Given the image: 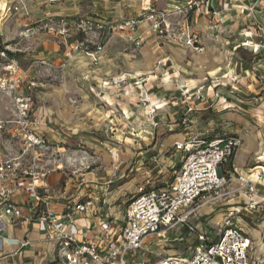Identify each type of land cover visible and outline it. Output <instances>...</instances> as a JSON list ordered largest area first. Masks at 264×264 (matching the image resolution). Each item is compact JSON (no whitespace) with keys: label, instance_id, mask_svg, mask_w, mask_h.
Wrapping results in <instances>:
<instances>
[{"label":"crops","instance_id":"0c3cea01","mask_svg":"<svg viewBox=\"0 0 264 264\" xmlns=\"http://www.w3.org/2000/svg\"><path fill=\"white\" fill-rule=\"evenodd\" d=\"M146 1L153 2V5L159 10L173 11L178 6L185 5L188 0H24L29 12V17L24 19H21V16H24L23 12L18 13L10 9L19 5V1L0 0V30L4 28L5 33H7L6 29L13 22L12 19L19 23L18 32L15 31L16 34L13 39L17 38L20 41L14 44L7 43L11 51L24 53L25 58H30L35 62L34 64L41 62L45 65L43 68H46V71L53 68L54 72L59 75L62 72L72 73V78L76 77L79 82H82V85L77 87L76 92L84 93L87 97L90 94L100 101L97 105L92 100L84 101L83 104L75 102L77 103L75 104L72 100L63 99L62 94L65 90L62 88L58 87V90L49 91L45 84L38 85L40 86V93L37 94L32 113V126L36 133L47 139L48 143V147L39 153L38 165L48 171L43 178V185L48 187L47 193L51 199L50 208L52 212L59 214L67 208L69 200L92 202V210L82 218V223L96 222L99 217L104 215V212L110 210L119 212L120 207L128 199H124L120 194L111 191L109 185L112 182L100 181L99 178L101 177L94 173L93 168V171L90 172L85 169L83 164H77L78 166L74 164L78 158L81 159L82 157L69 156V163L74 167L70 172L64 170V166H62L65 158L63 153L66 152L64 145L75 139L78 121L81 117L78 115L79 111L90 113L91 117L96 116L100 120L114 121L115 118L113 117H117L114 115L116 111L121 110L126 115L128 114V107L130 110L140 107L138 105L131 107L129 103L123 102L124 100H116V96H123L127 90L111 97L112 93L118 92L119 89L106 84V82L114 77L128 76L130 84L134 86L140 82L135 81L134 83L131 80L139 72L141 74L156 72L157 74H151L148 78L150 81L148 83L150 85V107H156L160 114L168 112L172 117H176L179 113L175 120L183 116L188 108L192 107L194 111L191 113V117L195 119L193 124L196 125V128L190 126V130L200 131L206 137H214L220 133L221 128L211 123L202 126L199 117L209 108L220 110L238 106V102L231 100V96H228V93H232L230 91L232 88L234 91L237 88L238 94L254 93L261 99L259 105L246 111L251 117V121L246 119L245 124L249 131L243 134L231 132L240 136L243 143L229 168L228 182L223 189L224 195L209 207L206 206L207 208L201 210L202 212L200 211V217L213 214L215 216L213 219L218 222L227 210L249 200L248 197L243 196V193L241 196L239 195L240 187L243 184L239 179L240 175L256 181L260 194H264V0H244L245 3L255 6V16L246 11L235 0H215L213 8L215 14L213 12L202 15L193 14V29L200 34L201 44L204 47L202 52H196L191 47L177 41L152 35L146 31L150 24L148 21L139 24V33L144 32L143 44L140 47H136L127 40V37L132 33L121 31L116 26L124 20L136 18L141 14ZM84 10L107 13L109 16L105 18V21L115 25L114 32L112 31L110 36L107 35L113 39L108 47L105 44V48L97 56V61L83 52L76 53L74 57L69 55L67 46L48 30L49 26H46L51 12L68 19L94 18L92 16H77ZM110 16L112 17L111 20L108 19ZM255 17L256 20L260 21L259 24L255 22ZM169 18L171 21H176L180 16L171 14ZM31 19H37L41 25L24 29L30 24L28 21H32ZM240 23L243 25L250 24L246 29L250 34L248 44L247 42L235 44L236 40H242L241 36L234 40L227 39L224 35V30L227 27H232V31L236 34L239 33L238 24ZM30 31H32V37L25 36ZM95 33L100 32H91L87 35L90 46L91 44L95 46L97 43H102L94 39ZM240 33H243V30H240ZM74 39H76L75 35L71 40ZM24 40L27 41L28 45H25ZM245 45L251 47L246 52V58L240 54L239 50ZM126 46L133 51L140 50L141 54L132 55L134 57L131 59V54L125 52ZM159 59L161 66H157L155 69ZM17 60L25 70H28L30 75L36 76L32 68L24 67L20 58ZM36 65L38 66V64ZM0 70L1 75L3 69L0 67ZM233 77H237L238 80L233 82ZM132 85L130 86L133 88ZM130 86L125 88L131 89ZM172 88L182 91V95L185 97L194 94L193 99L188 102L181 97V100L171 95L168 98L171 91L169 89ZM197 92H201L203 97L198 98ZM225 95L228 96V99L219 100V96ZM170 103L174 105L181 103L185 109L180 106L179 111H175L174 114L173 112L170 113V110H173L169 109ZM238 107L244 110L241 106ZM14 108L12 98L0 94V117L10 118ZM122 117V119H126L124 116ZM139 121L137 118L129 122L139 124ZM213 122L215 123V121ZM184 137L185 130L177 129L170 137V145L172 146L176 141H182ZM23 144L24 139L21 134L17 135L13 130H5L0 136L2 157L20 155L24 149ZM56 151H60L58 156ZM113 151L115 152L114 155L108 157L109 163L112 160L118 161L121 157L118 151ZM145 152L147 153V151ZM31 153L32 150L30 155H32ZM156 157L160 158L159 166H161V162L164 163L161 168L169 167L173 161L172 156L166 158L161 157V155H155L151 160L153 161ZM81 161L83 163L82 159ZM259 161L263 165L257 168L263 172L261 177H257L255 173L251 174L252 168ZM142 181L144 178L138 183ZM132 183L137 182L134 179ZM12 198L22 208L24 218H8L4 215L3 206L0 204V264H52L58 257V242L48 238L45 221L38 218L25 220V217H31L41 209L36 208V202L21 190H15ZM218 216L220 219L217 220ZM235 222L251 239L250 254L252 259L261 257L264 254V204L248 213L237 215ZM171 240L170 238L156 240L157 245L154 247H159L163 241L166 243ZM174 240L176 239L174 238ZM27 241L28 244L24 245Z\"/></svg>","mask_w":264,"mask_h":264},{"label":"built area","instance_id":"2783aa9c","mask_svg":"<svg viewBox=\"0 0 264 264\" xmlns=\"http://www.w3.org/2000/svg\"><path fill=\"white\" fill-rule=\"evenodd\" d=\"M17 1L19 5L10 9L28 15L24 0ZM214 1L188 0L185 5H180L173 11L159 10L153 2L146 1L141 14L136 18L124 20L116 28L131 32L127 40L140 47L143 44L144 32L139 33V24L148 21L150 24L146 31L152 35L177 41L196 52H202L204 47L200 34L193 29V14L211 12L215 14ZM235 1L246 11L256 15L254 5L247 4L244 0ZM171 14L179 15L180 18L171 21L169 18ZM48 20L46 23V26H49L48 30L55 34L70 52H83L95 61L105 48V43H97L91 47L87 35L96 31H107L109 34L115 28V25L108 21L91 17L68 19L51 13ZM74 35L79 37L71 40ZM7 50L11 51L9 45L0 50V67L3 69L0 75V94L11 97L15 108L10 118L0 117V136L5 130L21 134L24 149L20 155L2 157L3 150L0 147V204L8 218H24L22 208L13 201L14 191L21 190L36 202V208L41 211L31 217H25V220L38 218L45 221L48 238L58 242V257L52 264L263 263L264 254L252 259L251 239L235 222L237 215L248 213L264 204V194H260L256 181L244 180L243 175H240L242 187L245 188V198L248 197L249 200L227 210L217 222L219 227L214 239L207 232L199 230L194 222V218H197L204 207L213 204L224 195L223 189L228 182L229 168L243 141L234 133L206 137L200 131L190 130V126L195 122L191 117L194 111L192 107L175 121L178 129L185 130V137L182 141L172 144L173 161L170 166L160 168L155 176L152 173L146 174L144 181L138 184L136 192L120 207L119 212L110 210L104 212L96 222L82 223V218L90 213L93 204L75 199L69 200L63 212L59 214L52 212L48 187L43 185V178L48 171L38 165L39 153L48 147V143L47 139L36 133L32 126L38 82L36 76L30 75L17 59L11 58ZM232 80L236 82L238 79L233 77ZM126 82V76H118L106 84L120 87ZM231 91L234 92L233 88ZM196 95L198 98L203 97L201 92H197ZM226 99L227 95L219 96L221 101ZM155 111L156 108L153 107L149 112L153 131L146 129L140 131L141 133L154 135V129L160 123ZM137 133L138 138H144L139 131ZM59 154L60 151H56V155ZM141 154L140 152L138 155ZM142 159H145L144 156ZM153 161L159 163L156 158ZM259 166H263L261 161L252 168V175L254 173L257 177L263 175L262 171L257 170ZM90 167L88 165L85 169ZM178 230L182 232L178 233ZM171 234H177L175 239L180 241H184L186 235L193 236L195 244L189 246L191 256L188 259L168 254L155 261L147 260L146 254L139 259L141 250L154 253L156 239L165 240L170 238ZM25 244H28V241Z\"/></svg>","mask_w":264,"mask_h":264},{"label":"rangeland","instance_id":"374dc122","mask_svg":"<svg viewBox=\"0 0 264 264\" xmlns=\"http://www.w3.org/2000/svg\"><path fill=\"white\" fill-rule=\"evenodd\" d=\"M85 9V7L83 6ZM53 13V12H51ZM61 14V13H60ZM92 16L94 18H97L98 20L102 19L105 20L107 16H109L107 13L103 12H90V11H83L82 13H78L77 16ZM202 15V14H200ZM11 16V15H10ZM19 17V16H17ZM25 17H29L28 15H22L21 19H24ZM108 19H112L110 16ZM32 21H28L30 24L25 28H28L30 26L36 27L37 25H41L37 19H31ZM12 23L7 27L5 33V29L2 28L0 30V42L2 44L7 43H16L20 41L19 39H13L15 36V31L18 32L19 23L16 22L15 19H12ZM34 22H37L39 24H36ZM256 23H260V21H255ZM17 24V25H16ZM15 30H14V26ZM248 25H243V23L238 24V32L232 31V27H227L225 31V37L227 39H234L236 38H242L241 41L236 40L235 44H242V43H248L250 34L247 32ZM1 26V25H0ZM245 29V30H244ZM240 30H243V33H240ZM26 31V30H25ZM34 32V31H33ZM39 32V30H38ZM114 32V30H113ZM110 32L109 36L113 33ZM32 31L28 32V37H32ZM243 34V35H242ZM108 32H100L94 34V39L96 41L102 42L107 44L106 47L109 46L111 43V40L113 38L107 36ZM227 35V36H226ZM26 37V38H28ZM78 36H76L77 38ZM83 37V36H82ZM86 38V36L84 35ZM83 37V38H84ZM25 45H28L27 41L24 40ZM234 44V45H235ZM92 47H94L93 44H91ZM245 48V49H244ZM68 49V48H67ZM251 47L248 45H245V47H241L240 54L246 58V52L250 50ZM126 54H131L130 58L133 59L135 55L141 54L140 50L133 51L128 46L125 47ZM24 53L20 54V59L22 61V65L26 68L30 67L36 74V80L38 82V85L45 84L48 86V90H58L57 88L60 87L64 91L63 99L72 100V102H78V103H84L92 100V102L97 105L100 103V101L92 95L88 94L87 97L84 93H77V87L79 85H82V82H79V80L76 78H72V73H64L62 72L60 75L57 72H54L53 68H50L46 71L45 65H43L41 62L34 64L30 58H25ZM69 55H72L73 57L76 55V53L70 52ZM134 55V56H132ZM143 57V56H142ZM129 58V59H130ZM38 62V61H37ZM160 59L158 62H156L155 69L157 66H161ZM129 67V66H127ZM1 72V70H0ZM128 74L133 72H127ZM143 73V72H142ZM134 74V73H133ZM151 74H157L156 72H149V73H143L139 72L136 74L137 76L132 79L135 83L134 86L130 84L129 77H127L126 84H123L120 87L115 86L118 88V92H113L111 97H115V95L121 94L125 92V94L120 97L116 96L117 99L124 100L123 102H127L131 105V107H134L135 105H138L137 109H129L128 107V114H123V111H116L113 118L114 121L109 120H100L98 117H91L90 113H86L85 111H79L80 120L78 121L77 125V133L75 135V139L73 141H70V143H67L64 145L66 152L63 153L64 158V170L66 172H70V170L74 167L71 163H69L68 157H82L83 163L80 158H78V161L76 160L75 165L83 164L84 167L90 165L91 167L87 169L88 171L92 172L94 169V173L98 175L100 181L106 182L111 181L112 183L109 185L111 191H114L115 194H120L122 198L124 199H130L133 195V192L135 188L138 186V182L141 181L146 174L152 173L154 176L158 174V171L161 167H163L164 163L161 166H159L158 163L151 160L152 157L155 155H161V157L169 158L173 155L172 147H171V140L170 137L172 134L176 132L178 129L176 127L175 118L179 116V113L176 115V117H172L168 112L165 113H159L156 109L157 113V119L160 120L159 125L155 130L154 135H147L145 133H141L143 130H151L153 131V127L150 126L151 119L149 117L150 110L154 107H150V95H149V82L148 78H150ZM76 85V86H75ZM132 85L133 88L130 86ZM114 86V85H113ZM130 86L131 89H126L125 87ZM40 88V86H39ZM39 88L37 93L39 92ZM54 88V89H53ZM75 88V89H74ZM164 89V88H162ZM230 89V88H229ZM166 90V89H165ZM171 90L168 94V98L171 95L172 97L178 98L181 100H188L191 101L193 99L194 94H189L187 97L182 95V91L179 89H169ZM234 93L230 92L228 93V96H231V100L238 102V106H241L244 108L242 110L238 106L231 109H220V110H214L213 108H209L206 111H204V114L199 117L200 121L202 122V126H207L210 123L215 124V126H219L221 128L219 134H230L231 132H237L240 134H243L249 129L245 127L246 119H249L251 121V117L246 113L249 108L254 107L256 105H259L261 102V99L258 98V95L254 93L250 94H244L237 92V88L235 89ZM231 91V90H230ZM154 97V96H152ZM181 97V98H180ZM50 100V99H47ZM243 102H242V101ZM217 104H220L219 102H216ZM214 103V105H216ZM77 104V103H75ZM170 108L173 109L170 110V113L175 111H179V107L183 105L180 103L178 105H174L173 103H170ZM100 106V105H99ZM128 106V105H127ZM107 108V106H105ZM110 108V107H109ZM112 108V107H111ZM140 108V109H139ZM148 108V111H147ZM156 108V107H155ZM183 109H185L183 107ZM124 116L126 119H122ZM138 118L139 124H133L129 121L136 120ZM215 121V123L213 122ZM151 127V128H150ZM193 128H196V125H192ZM191 129V128H190ZM240 129V131H237ZM68 130V129H67ZM137 131L141 133V135H144L143 139H140L137 137ZM141 131V132H140ZM118 151V153L121 155L118 161H110L108 162V157L114 155V151ZM147 151V153L145 152ZM140 152L142 153L141 155ZM145 154V155H144ZM142 156H146L145 159H142ZM61 159V157H60ZM156 159L160 160V158L156 157ZM143 162V163H142ZM258 163V162H257ZM256 163V164H257ZM255 164V165H256ZM77 165V166H78ZM93 168V169H92ZM136 180L137 183H132L133 180ZM240 179V176H239ZM241 180V179H240ZM242 182V181H241ZM244 187H240L239 195L241 196L243 193L244 196ZM210 206V205H209ZM208 206V207H209ZM207 208V207H204ZM203 208V209H204ZM208 211V209H207ZM202 212V211H201ZM200 212V213H201ZM200 213L198 214L197 218H194V222L196 223L199 230H202L204 232H207L210 234L211 238H215L217 236V230H218V223L213 218L215 217L213 214L205 215L204 217H200ZM220 219L219 216L217 217V220ZM182 230H178V233H181ZM177 236V234H171L170 239H172L170 242H163L162 245H159V247H155V252L150 253L145 250H141L139 252V259H142L141 257L143 255L146 256L147 260L149 261H155L157 258L162 257V255H176L179 258L188 259L191 256L189 246L194 245L193 236L186 235V238L184 241L180 240H174V238ZM169 237V236H168ZM158 240V238L156 239ZM157 244L155 243L154 246Z\"/></svg>","mask_w":264,"mask_h":264},{"label":"trees","instance_id":"16d2710c","mask_svg":"<svg viewBox=\"0 0 264 264\" xmlns=\"http://www.w3.org/2000/svg\"><path fill=\"white\" fill-rule=\"evenodd\" d=\"M5 47H6V44H2V43L0 42V50H1V49H4ZM7 53L9 54V56H10L11 58H16V59H19L20 54H21V52H13V51H10V50H7Z\"/></svg>","mask_w":264,"mask_h":264},{"label":"bare ground","instance_id":"6f19581e","mask_svg":"<svg viewBox=\"0 0 264 264\" xmlns=\"http://www.w3.org/2000/svg\"><path fill=\"white\" fill-rule=\"evenodd\" d=\"M247 44H248V43H247ZM255 49H256V48H255ZM260 169H261V168H260ZM263 171H264V170H263ZM243 179L245 180V179H252V178H246V177L243 176ZM252 180H253V179H252Z\"/></svg>","mask_w":264,"mask_h":264}]
</instances>
